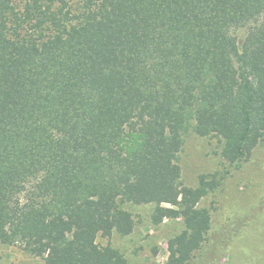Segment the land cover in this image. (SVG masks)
<instances>
[{"label": "trees", "instance_id": "trees-1", "mask_svg": "<svg viewBox=\"0 0 264 264\" xmlns=\"http://www.w3.org/2000/svg\"><path fill=\"white\" fill-rule=\"evenodd\" d=\"M193 132L221 134L233 161L262 140L264 0H0L1 243L127 264L95 239L175 194ZM207 190H182L198 232L170 264L205 239Z\"/></svg>", "mask_w": 264, "mask_h": 264}, {"label": "rangeland", "instance_id": "rangeland-1", "mask_svg": "<svg viewBox=\"0 0 264 264\" xmlns=\"http://www.w3.org/2000/svg\"><path fill=\"white\" fill-rule=\"evenodd\" d=\"M259 139L239 161H233L235 152L227 151L221 134L186 135L177 154L181 174L175 194L167 193L162 201L131 204L132 231L123 236L117 231L100 233L95 243L111 246L127 264H170L172 249L188 244L198 232L182 212L181 192L206 185L208 190L195 209L209 211L210 228L187 264H264V136ZM0 264L47 262L19 245L0 242Z\"/></svg>", "mask_w": 264, "mask_h": 264}]
</instances>
